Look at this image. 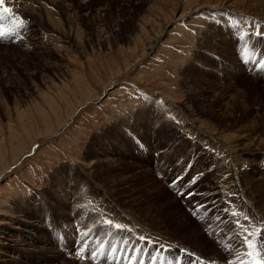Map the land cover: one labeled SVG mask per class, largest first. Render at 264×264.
Instances as JSON below:
<instances>
[{
    "label": "rangeland",
    "instance_id": "1",
    "mask_svg": "<svg viewBox=\"0 0 264 264\" xmlns=\"http://www.w3.org/2000/svg\"><path fill=\"white\" fill-rule=\"evenodd\" d=\"M25 1L0 24V264H216L241 218L264 233V0Z\"/></svg>",
    "mask_w": 264,
    "mask_h": 264
},
{
    "label": "bare ground",
    "instance_id": "2",
    "mask_svg": "<svg viewBox=\"0 0 264 264\" xmlns=\"http://www.w3.org/2000/svg\"><path fill=\"white\" fill-rule=\"evenodd\" d=\"M87 1V0H86ZM37 2V1H36ZM10 4L12 5L13 4V6H14V4L16 5L17 4V6H16V8H17V10H18V12L16 11V9H12L11 7H10ZM55 5V4H54ZM58 6V5H57ZM5 8H7V9H10L11 11H9V12H5L4 11V9ZM14 8H15V6H14ZM42 8V7H41ZM39 9V8H38ZM50 9V8H49ZM19 11H25V13H30V12H28V11H31V14H33V13H35V14H41V13H39L40 12V9H39V11L37 10V8L36 7H34V5H32L30 2H28V1H25V0H3V3H2V5H0V24L2 23L3 24V26H5L4 28H7V34L6 35H8V34H10V35H12V33H13V29H16V24H17V16H18V14L17 13H19ZM43 11H44V9H43ZM229 11V10H228ZM45 12V11H44ZM10 13V15H12V14H14V15H12V16H9L8 14ZM24 13V12H23ZM23 13H20V14H22L23 15ZM46 13V12H45ZM49 13H50V11H48V14L46 13V15H45V18H46V23H51V25L53 26V27H56V21H55V19L53 20V15H49ZM242 13V12H241ZM19 14V15H20ZM240 14V13H239ZM243 14V13H242ZM255 14V13H254ZM258 14V13H257ZM25 15V14H24ZM29 15V14H28ZM38 15H36L35 16V18H37V20H35V23H39V22H42L39 18V16ZM263 15V14H262ZM32 16V15H31ZM44 16V15H43ZM19 17V16H18ZM21 17V16H20ZM41 17H42V15H41ZM72 21V20H71ZM251 27L256 31V33L258 32V28H262L263 30H264V19L261 21V19H259L257 16H254V17H251ZM49 23H48V25H49ZM41 23H39V25H40ZM60 26V25H59ZM58 29H60L61 27H57ZM56 28V29H57ZM51 29H53L52 27H51ZM64 31V30H63ZM59 32V31H58ZM71 32V31H70ZM69 32V33H70ZM16 33H18V32H16ZM75 33V32H74ZM0 35H2V34H0ZM10 35L8 36V38H10ZM15 36H17V34H14ZM256 41V43L258 42V40H255ZM259 44V43H258ZM259 47H257L256 49H255V51L253 52L254 54V57H256V60H257V58H258V56H259ZM252 64V63H251ZM254 65V64H253ZM256 65V64H255ZM254 65V66H255ZM254 66H253V68H254ZM260 67V66H259ZM263 67V66H262ZM252 68V67H251ZM255 70H257V69H255ZM259 70V69H258ZM254 71V70H253ZM252 71V72H253ZM260 71V70H259ZM256 72V71H255ZM260 72H262V71H260ZM260 72H256L255 73V75L253 76V74H252V87H254L253 88V90L254 91H256V92H258V91H263V88L258 84V80L260 79ZM262 75V74H261ZM251 77V76H250ZM261 78H264V77H261ZM242 79V78H241ZM261 80V79H260ZM263 81V80H262ZM259 85V86H258ZM245 91V89H243V92ZM241 92H242V89L240 88V89H237L236 90V95H235V97H236V99H235V103L237 104V102H238V98L237 97H240L241 96ZM242 98V97H241ZM53 100V99H52ZM241 101V100H240ZM52 105V104H51ZM50 105V106H51ZM238 105V104H237ZM57 106V105H56ZM55 106V107H56ZM52 107V106H51ZM53 109H54V107H53ZM70 115V114H69ZM48 117V116H47ZM71 117V116H70ZM69 118V117H68ZM62 120V119H61ZM60 121V120H59ZM65 122V121H64ZM59 123V122H58ZM62 125V124H61ZM64 125V124H63ZM35 139V138H34ZM32 141V140H31ZM34 144V143H33ZM242 144V143H241ZM244 145V144H243ZM245 146V145H244ZM241 149H243V148H241ZM24 151V150H23ZM248 152H249V150H248ZM18 155V154H17ZM17 155L15 156V157H17ZM20 155V154H19ZM14 157V156H13ZM14 157V158H15ZM16 159V158H15ZM224 160V159H223ZM3 165H5V164H3ZM1 167V166H0ZM231 167V166H230ZM5 169V168H4ZM4 169H2V170H4ZM1 171V170H0ZM238 171L236 170L235 171V175H238ZM223 174V173H222ZM2 175V174H1ZM220 175V174H219ZM234 175V174H233ZM221 176V175H220ZM224 177V176H223ZM236 177V176H235ZM220 178V177H219ZM229 178V177H228ZM230 179V178H229ZM232 180H234V179H232ZM227 182H229L228 180H227ZM223 183H224V181H223ZM222 183V184H223ZM233 183V182H232ZM225 184V183H224ZM227 184V183H226ZM231 184V183H230ZM229 186V185H228ZM233 186V185H232ZM252 187H253V185H252ZM226 188V190H228L227 189V187H225ZM229 188V187H228ZM251 189H253V188H251ZM225 191V190H224ZM230 191V190H229ZM253 192V191H252ZM251 192V193H252ZM238 193V192H237ZM241 193V192H240ZM243 194V193H242ZM252 197V196H251ZM254 197V196H253ZM245 198V197H244ZM250 198V197H249ZM103 200V199H102ZM261 207V206H260ZM256 214V213H255ZM252 215V214H251ZM241 220V222L243 223V224H245V225H250V228H249V231H252V232H254L256 235H253L252 237H251V242L253 243V245H254V248H249L248 246H247V244H243V246H239L238 248L236 247L235 248V250L234 249H231V248H228L227 246L225 247H220V249H216V250H213L212 252H213V256H210L211 258H212V262H217L216 264H224L223 262H221L222 260L220 259H218V257H222V258H228V257H231L232 258V264H244V262H243V260H244V257H245V255H246V259H247V261H250L251 262V260L250 259H248L250 256L248 255V253L249 252H254V253H258L259 255L258 256H263V259H264V233L263 232H261L260 233V231L259 230H261V221H260V217L259 216H251V217H247V219H245V217H243V218H241L240 219ZM258 228V229H257ZM257 229V230H256ZM261 234H262V241H261V243L259 242V239H261ZM251 236V235H250ZM215 242V241H214ZM258 243L259 244H261V245H258ZM29 248V247H28ZM26 249V248H25ZM212 254V253H211ZM210 254V255H211ZM217 255H219L218 257H217ZM209 257V258H210ZM248 257V258H247ZM210 258V259H211ZM230 258V259H231ZM252 258V257H251ZM245 259V260H246ZM260 259V258H259ZM229 260V259H228ZM230 261V262H231ZM211 262V261H210ZM209 262V263H210ZM227 262V261H226ZM249 262V263H250ZM248 263V262H247ZM252 264V263H251Z\"/></svg>",
    "mask_w": 264,
    "mask_h": 264
},
{
    "label": "snow or ice",
    "instance_id": "3",
    "mask_svg": "<svg viewBox=\"0 0 264 264\" xmlns=\"http://www.w3.org/2000/svg\"><path fill=\"white\" fill-rule=\"evenodd\" d=\"M2 3H3V0H0V5H2ZM4 11H5V12H9V11H11V10L5 8ZM257 35H258V36H264V31H262V32H258ZM235 215H236V214L233 213V216H234V217H235ZM245 219H247V217H245ZM109 223H111V221H109ZM236 224H237V226H240V221L237 220V221H236ZM115 227L120 228L121 225L117 224V225H115ZM245 231H246V230H245ZM140 239H145V238H144V237H141ZM244 243L247 244V246H248L249 248H254L253 243L251 242V240L248 238L247 235L244 237ZM248 255H249L250 257H252L253 264H264V259H257V256L259 255L258 253L249 252Z\"/></svg>",
    "mask_w": 264,
    "mask_h": 264
}]
</instances>
